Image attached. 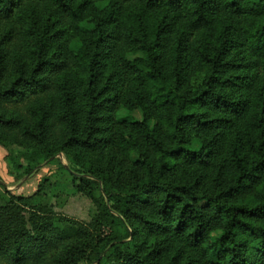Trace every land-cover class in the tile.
<instances>
[{"label": "trees", "instance_id": "16d2710c", "mask_svg": "<svg viewBox=\"0 0 264 264\" xmlns=\"http://www.w3.org/2000/svg\"><path fill=\"white\" fill-rule=\"evenodd\" d=\"M0 144L95 206L9 198L0 264H264V0H0Z\"/></svg>", "mask_w": 264, "mask_h": 264}, {"label": "rangeland", "instance_id": "374dc122", "mask_svg": "<svg viewBox=\"0 0 264 264\" xmlns=\"http://www.w3.org/2000/svg\"><path fill=\"white\" fill-rule=\"evenodd\" d=\"M71 48L77 50L79 42L74 40ZM133 58L130 56V59ZM115 117L117 120L125 117L142 120L139 111L129 112L124 108L118 109ZM29 154L23 147L0 144V205H5L9 198L15 200L34 197L37 191L41 190L34 205L46 207L57 220L67 218L84 224L89 223L95 213V206L87 197L76 191L72 177L62 170V166H67L64 155L60 154L35 168V162L25 159ZM17 164H22L24 169L17 170ZM32 168L31 174L24 175L25 170ZM29 212L27 210L23 214L26 220L30 217Z\"/></svg>", "mask_w": 264, "mask_h": 264}]
</instances>
